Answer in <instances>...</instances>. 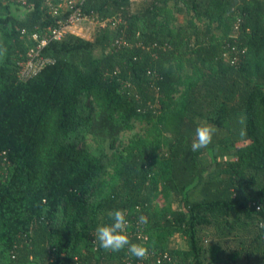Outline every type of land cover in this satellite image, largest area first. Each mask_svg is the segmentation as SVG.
Returning a JSON list of instances; mask_svg holds the SVG:
<instances>
[{
    "label": "trees",
    "instance_id": "obj_1",
    "mask_svg": "<svg viewBox=\"0 0 264 264\" xmlns=\"http://www.w3.org/2000/svg\"><path fill=\"white\" fill-rule=\"evenodd\" d=\"M0 4V264H137L94 240L115 209L146 264H264V0H85L117 27L49 43L28 80L32 36L60 17ZM229 46L246 50L234 64ZM204 121L218 133L192 152Z\"/></svg>",
    "mask_w": 264,
    "mask_h": 264
},
{
    "label": "built area",
    "instance_id": "obj_2",
    "mask_svg": "<svg viewBox=\"0 0 264 264\" xmlns=\"http://www.w3.org/2000/svg\"><path fill=\"white\" fill-rule=\"evenodd\" d=\"M85 0H44L45 4L48 6L50 13L53 16L60 17L57 26H49L47 31L42 34H35L32 38L35 40V47H32L28 52V59L20 64V70L18 76L22 80H28L33 76H36L41 71H43L47 66L54 64V59L50 57H45L42 55V50L52 42H61L68 36H78L83 39L89 40L88 32L92 29H97L100 27H105L110 25V27L115 28L119 24L115 18H108L102 21L94 19L91 15H84L81 13V5ZM17 2L22 6H28V0H17ZM66 16L65 19L62 17ZM25 32V31H22ZM236 40L238 36L234 37ZM237 42V41H236ZM235 42V43H236ZM126 41L123 38H119L114 42L117 46L126 45ZM231 47V48H230ZM231 52L236 51L235 54L231 52H225V60H230L231 64H234L238 60V54H244L245 49L238 50V46H229ZM139 239L147 240L148 237L142 234H138ZM152 255V254H151ZM150 254L147 253L145 257H149ZM144 257V258H145ZM144 258L137 261V264H146ZM159 264H163L164 261H170L169 255L167 253L160 254L157 257ZM132 262V261H131ZM128 261V264H131Z\"/></svg>",
    "mask_w": 264,
    "mask_h": 264
},
{
    "label": "clouds",
    "instance_id": "obj_3",
    "mask_svg": "<svg viewBox=\"0 0 264 264\" xmlns=\"http://www.w3.org/2000/svg\"><path fill=\"white\" fill-rule=\"evenodd\" d=\"M217 133L218 129L207 121L198 124L191 140L190 150L199 152L202 149H207L212 144ZM243 134L244 131L242 129L241 135ZM107 215L112 223L98 225L94 232V240L98 246L112 252H119L127 248L131 256L143 259L147 255L148 249L141 244L130 241L127 235L128 221L126 212L121 209H115L109 211ZM139 220L142 223H146V217L144 216H141Z\"/></svg>",
    "mask_w": 264,
    "mask_h": 264
},
{
    "label": "rangeland",
    "instance_id": "obj_4",
    "mask_svg": "<svg viewBox=\"0 0 264 264\" xmlns=\"http://www.w3.org/2000/svg\"><path fill=\"white\" fill-rule=\"evenodd\" d=\"M12 10L15 11L17 14H18V12L23 13L21 8L17 9L15 6L12 7ZM19 15H20V13H19ZM95 34H96L95 28L92 29L91 32H88V37H90L89 40H92L94 38ZM99 55H100V51H95V56H99ZM145 127L146 126L143 124H136L135 128L132 132H126V133H123L121 135L122 142L126 144L131 138L135 137L136 135L144 134L145 129H146ZM87 144L90 146V148L92 150H96L97 148H105L107 151H110L108 144H101L100 142L96 141L95 139H93L91 137L87 139ZM210 238L211 237H209L208 239H210ZM226 242L229 244L230 247H233V246L237 247L239 245L238 244L239 240L236 241L234 239L232 240V239L228 238V239H226ZM178 244H179V246L184 247L185 238L179 239Z\"/></svg>",
    "mask_w": 264,
    "mask_h": 264
},
{
    "label": "crops",
    "instance_id": "obj_5",
    "mask_svg": "<svg viewBox=\"0 0 264 264\" xmlns=\"http://www.w3.org/2000/svg\"><path fill=\"white\" fill-rule=\"evenodd\" d=\"M7 14H8V9L4 5L0 4V16L4 17Z\"/></svg>",
    "mask_w": 264,
    "mask_h": 264
}]
</instances>
